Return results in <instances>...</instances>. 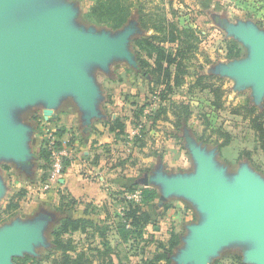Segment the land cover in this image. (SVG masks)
I'll use <instances>...</instances> for the list:
<instances>
[{
	"label": "rangeland",
	"instance_id": "374dc122",
	"mask_svg": "<svg viewBox=\"0 0 264 264\" xmlns=\"http://www.w3.org/2000/svg\"><path fill=\"white\" fill-rule=\"evenodd\" d=\"M80 1H83L81 8L77 5L79 2L73 4L76 10L87 11L91 2ZM134 1L137 5H144L147 13L160 10L166 19L174 22L180 29L195 31L198 39L197 53L189 63L190 74L209 75L221 81L226 101L224 110H214L206 93L198 90L190 91L189 85L193 78L187 76L186 85L175 89V93L170 95L171 101L166 105L169 108L167 115H173L171 110L173 104L184 103L183 105L188 106L193 115L188 126L179 133L173 124L167 121H160L156 127L151 128V124L146 123L145 117H142L141 124L147 127L145 146L137 149L138 147L136 148L131 142V145L121 142L112 150V159L107 160V164L118 166L122 162L125 165L124 169L123 165H119L117 170L112 169L117 182L108 177L111 181L107 187L109 199L98 206L88 203L76 208L78 206L76 204L70 211L67 208L60 211L58 210L60 205L54 201L44 200L43 196L47 194L46 185L41 179L37 180V184L40 181L41 183L36 186V192L31 194L32 190L27 191L31 197L26 196L22 200L20 209L14 211L13 216L5 215L1 218L0 236L12 237L31 231L26 247L15 252L9 264H59L60 253L52 248V232L64 217L81 218V208L89 212L87 219L91 218L101 223L103 227L109 228L106 241L116 249L115 254H112L115 263L128 258L130 264H143L156 255H161L165 258L162 264H204L192 258L190 254L195 250L191 251L186 246L185 240L190 239L192 233L182 228L188 223L187 220L192 219L186 215L190 209L177 199L168 201L169 186L185 180L198 181L201 165L207 164L212 174H219L222 177L229 192H240L241 181L252 184L257 190H264V156L258 145L256 133L247 120L232 116L231 113L232 109L238 106L260 110L264 104V70L257 67L264 53V0ZM36 12L32 0L3 2L0 7V33H14L26 24L35 22L45 11L39 15ZM81 18L83 20L79 23V27L82 28L81 32H84V35L94 39L105 38L116 44L121 43L129 53V55H111L103 60L105 66L97 73V84L99 90L103 89L100 101L109 103V106L104 108L100 105L98 110L100 115H134L146 104L149 107L144 112L145 116L152 112L156 113L159 101L151 94L152 88L148 82L150 78H145L138 69L136 56L138 48L134 44L137 38H146L154 33L141 31L135 20L115 31L106 25L95 24L84 17ZM228 43L234 44L236 47L234 52L239 51L238 56H229ZM164 46L174 48L173 45L164 44ZM101 108L108 111L102 114ZM72 110L74 112L76 108L72 107ZM140 128L141 126L139 130ZM217 129H222L231 135L228 147L220 149L219 145L225 143V139L212 134V131L216 132ZM205 131L204 140H200ZM8 164L6 173L0 169V174L5 177L9 200L12 195L26 190V179H21L24 170L20 163ZM145 179L149 182L148 187L159 190L160 195L167 199L166 201L161 199L163 206L166 207L169 203L176 205L178 214L175 216H178L179 220L171 217V214L166 218L162 217L163 206L156 204L161 216L156 215L157 210V213L154 212L155 221L146 229L144 238L131 239L117 247L120 240L116 229L123 212L128 207L127 197L140 192L125 191L136 186L145 187L142 183ZM168 183L170 185H165ZM61 186L59 182L54 185V187ZM66 202H69V199ZM132 202L137 204L135 200ZM28 211L32 212L29 214ZM180 213L184 215L182 222H179L183 218ZM64 238L71 240L78 252L89 249L94 251L98 247L102 248L104 243L99 235L90 238L81 232ZM161 241L166 243L163 244ZM237 241L238 238H231L229 246L223 250L222 255L232 256L231 254L237 250L235 247ZM171 243L174 244V248H171ZM162 245L165 246V250L161 249ZM251 247L250 244L249 248ZM241 256L243 259L244 256ZM250 256L256 257L252 254ZM94 264H100V260L96 259ZM208 264H214L213 260L208 261Z\"/></svg>",
	"mask_w": 264,
	"mask_h": 264
},
{
	"label": "water",
	"instance_id": "95a60500",
	"mask_svg": "<svg viewBox=\"0 0 264 264\" xmlns=\"http://www.w3.org/2000/svg\"><path fill=\"white\" fill-rule=\"evenodd\" d=\"M5 1L9 0H0V7ZM32 2L36 14L45 11L43 15L14 33H0V159L9 156L23 167H27L29 155L19 141L29 129L10 123L19 107L39 95L54 102L56 95L70 88L88 105L93 100V89L78 63L99 61L103 67L105 57L129 55L121 43L84 35L74 20L78 15L74 5L62 7L60 0ZM261 58L257 67L264 70V53ZM142 183L147 187L149 182L145 179ZM239 183L240 192H229L222 177L202 164L198 181L165 184L171 186L167 190L169 196L180 193L197 198L210 214L208 225L185 240L186 246L195 250L191 257L199 262L208 264L210 255L219 251L217 247L229 246L231 238H238L236 245L246 248L243 262L264 264V190H257L248 182ZM2 189L0 183V200ZM29 235L31 231L12 237L1 235L0 264H9L11 256L26 247Z\"/></svg>",
	"mask_w": 264,
	"mask_h": 264
},
{
	"label": "trees",
	"instance_id": "16d2710c",
	"mask_svg": "<svg viewBox=\"0 0 264 264\" xmlns=\"http://www.w3.org/2000/svg\"><path fill=\"white\" fill-rule=\"evenodd\" d=\"M84 18L95 24L106 25L115 31L124 28L130 21L135 20L141 30L146 33H154L152 36L137 38L134 41L135 46L138 48L136 52L138 69L145 78H150L148 82L150 88H152L151 94L159 101V108L156 113L152 112L150 115L145 116L144 112L149 107L147 104L135 112L136 121L134 126L136 128L141 126V135L135 136L132 141L135 147L142 149L145 146L144 140L147 136V133H145L147 127L141 124L140 119L142 117H145L146 123L149 122L151 124V128L156 127L160 121L172 123L178 132L188 126L193 117L188 106L183 105L184 103H181V105L173 104L171 108L173 115H167L169 108L166 105V103L171 101L170 95L175 93L174 90L186 85L187 76L193 78V81L189 85L190 91L198 90L199 92L206 93L211 100V106L214 110H224L226 101L224 100L225 92L223 91L221 81L209 75L190 74L191 67L189 63L191 58L197 53L198 43L194 30L180 29L174 22L166 19L160 10L147 13L146 7L144 5H137L134 0H96ZM164 44L173 45L174 48H167ZM228 47L229 56L236 57L239 55V51L234 52L236 47L233 43H228ZM231 113L232 116L243 117L250 123L251 128L256 133L258 145L264 156V104L260 110L248 106H238L233 108ZM207 126L209 128L208 123ZM115 128L119 130L118 135L123 136L124 142L127 143L129 135L125 133V125L119 119L115 122L113 129L116 130ZM47 133H43V130L40 131L42 146L39 158L44 163L43 169L45 171L42 182L47 180L52 169L53 151L63 148L60 139L65 136L66 131L63 128H59L53 133ZM205 134L206 131L200 137V140H204ZM212 134H217L219 137L225 139V143L219 145L220 149L228 147L231 141L229 133L222 131V129H217L216 132L213 130ZM52 138L56 139L54 145L51 144ZM71 162L68 158L64 160L63 173L71 166ZM138 190L141 193V201L137 204L132 201L126 202L128 203V207L123 212V217L117 225L116 232L120 240L117 247L129 242L131 239H143L146 229L152 225L151 216L145 208L157 200L158 192L156 189L148 186L128 188L125 192L134 193ZM26 196L27 190H21L17 194L12 195L8 203L0 210V221L2 216H13L15 214L14 211L20 209V203ZM59 196L60 206L58 210L60 211L64 208L69 209L70 206L72 207L77 204V201L64 191H60ZM68 199L69 202H66ZM86 212L88 214V211ZM108 230V227H103L101 223L92 219L64 217L59 226L52 232V248L60 253L61 260L59 264H94L96 259L100 260V264H130L128 258H125L124 261L120 260L117 263L113 260L112 254H115L116 249L106 241ZM77 232L87 234L90 238L99 235L104 240L102 248L98 247L94 251H90L89 249L78 252L73 242L64 238ZM170 245L171 248H174L173 243ZM164 247L162 245L161 249L165 250ZM230 258L234 264H245L241 256L234 255ZM164 259V256L156 255L152 260H147L143 264H162Z\"/></svg>",
	"mask_w": 264,
	"mask_h": 264
},
{
	"label": "crops",
	"instance_id": "0c3cea01",
	"mask_svg": "<svg viewBox=\"0 0 264 264\" xmlns=\"http://www.w3.org/2000/svg\"><path fill=\"white\" fill-rule=\"evenodd\" d=\"M87 1L91 2V6L85 12L78 10V15L74 19L77 25H79V23H81L83 20L81 17H85V15L89 13L90 8L95 4V2H92V0ZM60 2L62 7L67 8L73 6L75 3L77 4V2H79L77 5L80 8L83 4V1L81 2L80 0H60ZM80 12L84 14V16H82ZM72 21L73 18L71 19L70 23ZM77 66L86 75V77L88 76L89 83L93 89L92 103L85 105L83 100L75 95L73 89L70 88L56 95L55 99L53 100L54 102H50L47 97L39 95L31 103L25 104L26 106L22 105V107H19L17 113L12 118V122L10 121L14 127L29 129V131L25 130L23 132L19 143L29 155L27 167L22 166L24 173L21 175V179H26L25 189L27 191L32 190V193L30 192L31 194L36 192V186L41 183L42 178L45 175V171L43 169L44 163L39 158V153L42 146V136L40 131L43 130V133L46 134L47 132L53 133L59 128L65 129V136L60 139V141L62 142L63 147H66L70 152L71 156L69 159L72 161V164L69 168H67L66 172L62 174V178L58 181L62 184V186H51L49 189H46L47 192L45 193L47 194L43 197L45 198L44 200L51 202L54 201L59 205V192L64 191L72 199L77 201L78 206L76 208L79 206L83 207L88 203L98 206L102 202L107 201L109 199V191L107 187L111 182L109 181L108 177L113 178V181L117 182L115 181V174L112 173V169L117 170L120 167L119 165H123L122 167L124 169L125 163L122 162L118 166H109L107 164V160L112 159V150H114L116 146L120 145L121 142H124L123 136L118 135L119 130L116 128V130L113 129L116 120L119 119V121L125 125V133L129 135L127 138L128 142H125L126 144L131 145V143H133V138L139 135L140 132V126L138 128L134 126L136 115H100L98 111L99 106H104V108L109 106V103L107 104L106 102L100 101V97L102 96L101 92H103V89L100 88L99 90L97 84V73L98 71L102 70V64L99 61H87L83 63L79 62ZM72 107H75L76 111L74 110L73 112ZM47 111L51 113H48ZM101 111L102 114H105L108 109L101 108ZM71 142L72 144H70ZM8 163L17 164L14 162V160L10 159L9 156H3L0 159V169L5 171V173L8 170ZM50 173L47 177V180L44 182L45 185L48 182ZM4 178L5 177L0 174V183L3 187L2 191L4 192V195L0 200V209L6 204L9 195V191L7 187H5L7 184L5 183ZM32 178L35 180H32ZM40 179L41 181L39 184H37V180ZM157 192V200L145 208V210L151 216L152 223L155 221L154 217L156 215L161 216V214L164 218L171 214V217L173 216V218H177V220H179V217L175 216L178 214L176 213V205L169 203L166 207L163 206L161 199L163 201H166L167 199L162 198L159 190H157ZM27 196L31 197L30 194H27ZM169 197L170 198L168 201L177 199L178 201H182V203L187 206V209H190L186 215L192 219L187 220L188 223H185V226L183 225V230L187 229L188 232H191L195 235L197 231L203 230L208 225L210 221V214L203 207V203L199 199L188 197L187 195L180 193H172ZM156 204H158L160 207L163 206L162 211L165 213L162 212L160 214L161 211H158L159 209L157 210L158 207ZM71 208L68 210L70 211ZM86 211L87 209L85 208L80 209L81 218H89L90 214L89 212L87 214ZM155 211L157 213L156 215L154 214ZM170 211H173L174 213H171ZM28 212L29 214L31 213L30 211ZM180 215L183 218L179 222H182L184 215L181 213ZM161 242L163 244L166 243V241ZM235 247L237 250L231 254L232 256H241L245 254L244 252L246 251V248H244V246L242 247L240 245H235ZM226 248L227 245L224 244L217 247L216 249L219 251H216V253L210 255L211 258L209 260H213L214 264H234L230 258L231 256H224V254L222 255L223 250ZM249 264L260 263H255L252 261Z\"/></svg>",
	"mask_w": 264,
	"mask_h": 264
},
{
	"label": "built area",
	"instance_id": "2783aa9c",
	"mask_svg": "<svg viewBox=\"0 0 264 264\" xmlns=\"http://www.w3.org/2000/svg\"><path fill=\"white\" fill-rule=\"evenodd\" d=\"M55 139H52L51 144L54 145ZM70 152L66 147H63L60 150H54L52 154V169L46 183L45 189H49L51 186L57 184V182L62 178L63 170H64V160L66 158H70ZM128 201H137L139 203L141 201V193L137 192L134 195L127 197Z\"/></svg>",
	"mask_w": 264,
	"mask_h": 264
}]
</instances>
